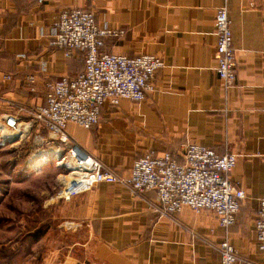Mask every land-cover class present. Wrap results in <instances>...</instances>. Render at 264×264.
<instances>
[{
	"label": "crops",
	"instance_id": "0c3cea01",
	"mask_svg": "<svg viewBox=\"0 0 264 264\" xmlns=\"http://www.w3.org/2000/svg\"><path fill=\"white\" fill-rule=\"evenodd\" d=\"M220 5L221 0H0V111L30 116L45 105L48 83L83 72L80 54L67 58L49 46L59 13L78 7L93 13L99 30L121 32L104 39L103 53L152 55L163 67L145 101L105 105L91 129L69 123L70 145L120 176L138 158L176 156L183 144L237 156L231 179L246 201L228 230L208 212L160 215L154 192L132 194L119 185L100 184L71 199V216L88 234L82 247L99 263L220 264L217 245L227 237L236 264H264V244L254 231L264 197V0L228 3L236 73L227 90L214 71ZM20 108L25 112L18 113Z\"/></svg>",
	"mask_w": 264,
	"mask_h": 264
},
{
	"label": "built area",
	"instance_id": "2783aa9c",
	"mask_svg": "<svg viewBox=\"0 0 264 264\" xmlns=\"http://www.w3.org/2000/svg\"><path fill=\"white\" fill-rule=\"evenodd\" d=\"M229 1L221 0L214 17V71L226 90L233 87L236 73ZM37 2L41 4L44 0ZM253 7L250 3L249 8ZM109 35L117 36L121 32L99 30L91 11L74 7L59 13L50 32L49 46L63 50L67 58L82 55L84 70L72 79L64 77L48 83L45 105L31 111L30 121L46 131L49 139L54 137L66 145L69 123L91 129L99 123L105 105H116L120 100L140 103L153 91L155 74L163 67L161 59L152 55L130 58L103 53L104 39ZM27 81L34 83V77H27ZM24 112L23 108L18 110ZM14 119L18 120V115ZM67 157L76 164V170L68 168L70 179L62 184L58 195L63 201H70L100 184L119 185L132 194L154 192L160 215L173 216L183 209L208 212L225 230L235 223L245 205L244 191L231 179L237 162V156L232 153L217 154L204 146L183 144L176 156L162 152L138 158L126 176L105 169L75 145L70 146ZM261 162L264 167V155ZM254 231L257 240L264 244V197L259 200ZM217 250L220 264H236L239 260L227 237L218 243Z\"/></svg>",
	"mask_w": 264,
	"mask_h": 264
},
{
	"label": "rangeland",
	"instance_id": "374dc122",
	"mask_svg": "<svg viewBox=\"0 0 264 264\" xmlns=\"http://www.w3.org/2000/svg\"><path fill=\"white\" fill-rule=\"evenodd\" d=\"M8 117L15 125L7 123ZM14 117L0 111L8 131L28 125L24 137L13 140L0 131V264H102L82 247L88 234L71 216L69 201L58 199L62 182L70 179V143L49 139L30 116ZM49 152L53 157L45 162H29L33 154Z\"/></svg>",
	"mask_w": 264,
	"mask_h": 264
},
{
	"label": "bare ground",
	"instance_id": "6f19581e",
	"mask_svg": "<svg viewBox=\"0 0 264 264\" xmlns=\"http://www.w3.org/2000/svg\"><path fill=\"white\" fill-rule=\"evenodd\" d=\"M7 120V123L10 125V126H13L15 125L14 122H13V119L11 118H6ZM25 126H28V125H25ZM24 126V127H25ZM24 127L21 128V125H17L16 129L14 131H8V129L3 126L1 123H0V131L2 133V136L5 138V139H14L16 137H19L21 135V138L24 137ZM27 129V128H26ZM24 130V131H23ZM23 131V132H21ZM0 133V134H1ZM9 135H12V136H9ZM54 156L59 152H54ZM50 157H53V153L52 152H49V153H36V154H33L30 159H29V162L30 163H35L36 165H39L43 162H45L47 160V158H50ZM66 166L68 168H70L69 170H76V164H74V162L72 160L68 161ZM74 172V171H73ZM72 175V174H71ZM67 180H65L64 182H62L63 184L66 182Z\"/></svg>",
	"mask_w": 264,
	"mask_h": 264
},
{
	"label": "water",
	"instance_id": "95a60500",
	"mask_svg": "<svg viewBox=\"0 0 264 264\" xmlns=\"http://www.w3.org/2000/svg\"><path fill=\"white\" fill-rule=\"evenodd\" d=\"M16 138H17V137H16ZM16 138H15V139H16ZM12 140H13V139H12Z\"/></svg>",
	"mask_w": 264,
	"mask_h": 264
},
{
	"label": "trees",
	"instance_id": "16d2710c",
	"mask_svg": "<svg viewBox=\"0 0 264 264\" xmlns=\"http://www.w3.org/2000/svg\"><path fill=\"white\" fill-rule=\"evenodd\" d=\"M82 56V55H81Z\"/></svg>",
	"mask_w": 264,
	"mask_h": 264
}]
</instances>
